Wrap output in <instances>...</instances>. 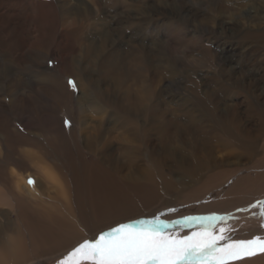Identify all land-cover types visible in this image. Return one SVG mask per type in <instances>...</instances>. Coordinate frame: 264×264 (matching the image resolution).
<instances>
[{"label":"bare ground","instance_id":"1","mask_svg":"<svg viewBox=\"0 0 264 264\" xmlns=\"http://www.w3.org/2000/svg\"><path fill=\"white\" fill-rule=\"evenodd\" d=\"M34 1L38 13L20 24L36 35L23 29L20 38L18 0L0 3V97L9 96L8 108L0 98V264H44L119 223L157 217L173 221L164 232L173 238L201 230L186 218L215 215L225 217L215 234L264 240V74L229 67L242 79L214 86L194 72L165 96L161 29L174 28L186 47L171 4L81 0L72 11L70 0ZM137 4L148 10L135 15ZM259 12L226 27L239 39L222 62L259 48ZM31 89L50 97L51 111L40 99L29 107ZM229 264H264V253Z\"/></svg>","mask_w":264,"mask_h":264},{"label":"rangeland","instance_id":"2","mask_svg":"<svg viewBox=\"0 0 264 264\" xmlns=\"http://www.w3.org/2000/svg\"><path fill=\"white\" fill-rule=\"evenodd\" d=\"M5 1L6 0H0V3L1 2L6 3ZM78 1L81 0H70L65 8L72 11L78 9ZM263 1L264 0H165L167 4H171L173 8L176 10V16H178L177 26L183 30L182 35L184 36L183 37L184 43L187 48L179 44L176 46L177 37L174 34V28L161 29V42H162V53H163V64H162L163 67L161 68L163 73V81L161 83V91L164 92V95L169 96L173 94L175 79L179 77L183 78L186 77L187 75L189 76L194 75V72H196L197 74L200 73L201 77L203 78L204 77L211 78L213 80L212 84H214V86H216L218 82H225V81H227L229 84L231 83L235 84V81L237 79L239 80L242 79V76H239L238 74L230 75L228 71L229 67H234V69L238 71L240 68H242L244 70H254L258 73L264 74V60H263L264 52H257L259 48L264 49V43H263L264 41H260L258 44H255L259 48L255 52L253 49L252 51L253 53H251V55L245 58H240L239 56H237L235 57V59H231V62L229 60L222 62V58L226 56L224 55L225 47L233 44H235V46L236 45L238 46L237 40L239 38L237 39L235 38V36L238 35L239 32L236 35L235 33L237 31H233L234 32L233 34L232 33L229 34L227 33L228 32L227 28L231 27L232 29L233 28L238 29L236 25L238 18L239 17L244 18L251 7H255V9L257 8V11H260L259 15H264V12L262 11L264 9V6L262 4ZM150 2L151 1L147 2L145 6L149 7L154 4ZM119 6L121 7L122 5L119 4ZM217 6L218 7L220 6L221 9L217 10L218 9ZM140 7L141 4H137L136 7H134L133 13L135 15H140L142 12H146L148 10V8L140 9ZM222 8L224 11H226L225 14L222 12ZM6 10H7L6 8L2 9L0 7V14L4 13ZM91 10L94 11V8H92V6H91ZM34 13H38L35 7L34 0H28V1L18 0L17 9H11V14L15 16L16 18L15 20L17 21L15 36L16 33L20 35V32H22L23 29L32 32L31 36L36 35V33L33 32L34 28L32 27L28 28L24 26L21 27L20 24L21 19L24 16H29ZM224 25L225 27L221 29L220 26H224ZM16 38H20V36H16ZM184 48L186 50H184ZM53 62L54 61L50 59L47 64L48 67L51 69L52 68L54 69L55 66V63ZM177 62L180 63L178 64ZM179 66L186 67L184 68L185 72L181 73V69ZM176 67H179V71L176 70L178 69ZM26 72L25 74H33V72L31 73L30 70ZM64 80L69 86L71 94H73L74 96L73 102L75 104L78 91L77 89L73 90V88L68 84V81L71 80L70 78L65 77ZM33 92L36 91L34 89H31V94H30L31 101L29 102V107H34L35 105H39L44 101L43 105H45L49 109V111H51L52 102L50 97L48 96L47 99L44 100V98L42 99L39 98L37 93H33ZM255 94L257 95L259 93L255 92ZM0 98H2L1 100L5 108H8L9 96L7 94H4ZM38 99L43 101L39 102ZM74 104L72 103V101L70 102V105L72 107L74 106ZM60 117L63 123L66 120L69 121L66 109H62L60 113ZM91 124L92 122L89 125ZM13 125L16 126L17 128H22L16 122H13ZM70 125L73 124L71 123ZM69 127L70 126H66L67 129ZM36 188L41 189V187L39 186H36ZM194 217H198V216H194ZM183 220L182 219L177 220L176 222L181 223V221ZM170 221L171 220L165 223L169 227L165 228L164 232H167L172 228V224L174 223L173 221L171 222ZM71 251L64 253V255L49 259L48 261L45 260L44 264H59V261L65 256H67V254ZM41 261L43 262V259H41Z\"/></svg>","mask_w":264,"mask_h":264},{"label":"snow or ice","instance_id":"3","mask_svg":"<svg viewBox=\"0 0 264 264\" xmlns=\"http://www.w3.org/2000/svg\"><path fill=\"white\" fill-rule=\"evenodd\" d=\"M68 84L73 90L77 87L73 80ZM64 123L70 126L71 122ZM27 183L35 186L36 181L29 178ZM258 203L264 209V201ZM261 217L264 218V211ZM224 220L225 217L215 215L188 217L182 224H198L201 230L183 239L165 234L164 229L169 226L158 217L119 223L98 237L85 240L59 264H229L264 253V240L259 237L234 239L225 236L223 228L215 234L216 224Z\"/></svg>","mask_w":264,"mask_h":264}]
</instances>
